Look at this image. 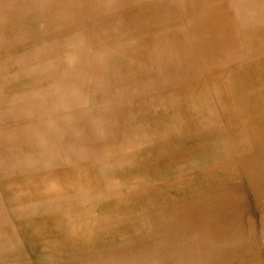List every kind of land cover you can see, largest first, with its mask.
I'll return each mask as SVG.
<instances>
[{"label":"bare ground","instance_id":"6f19581e","mask_svg":"<svg viewBox=\"0 0 264 264\" xmlns=\"http://www.w3.org/2000/svg\"><path fill=\"white\" fill-rule=\"evenodd\" d=\"M0 72V253L264 264V0H0Z\"/></svg>","mask_w":264,"mask_h":264},{"label":"rangeland","instance_id":"374dc122","mask_svg":"<svg viewBox=\"0 0 264 264\" xmlns=\"http://www.w3.org/2000/svg\"><path fill=\"white\" fill-rule=\"evenodd\" d=\"M14 1L17 0H4V3H6L7 5H11L13 4ZM13 6V5H12ZM14 7V6H13ZM111 11H113V8H110ZM98 11V10H97ZM42 27H44V24H41ZM27 60V59H26ZM25 60V62H26ZM33 61L31 59H29V62L27 64L28 68L30 69V71L25 72V76H29L32 72L31 69L33 68ZM1 73V72H0ZM39 73V72H37ZM3 74V73H1ZM71 75H68L64 78H60L59 80L53 81L51 79H47V78H43V80L40 82V87L39 88H72L70 85H68V81L72 80L70 78H68ZM69 79V80H68ZM36 79H29L27 81H22L20 82L19 79H13L10 80L9 83H14V85H17L18 88H31L32 83L35 81ZM73 81L75 82V87L74 88H100V77H98L97 73L95 72V70H91L89 72H84L82 73L81 77L79 79H73ZM57 111V110H55ZM249 190V189H248ZM253 192H250V190L248 191V200H247V208L251 211V213H253L254 219H255V226H258V233H259V228L261 229V221H262V215L264 214V208L262 207V203L260 204V202L253 196ZM258 233L256 235H258ZM27 237H24V240L22 241V249L19 250L17 248H11V250H6L4 249L1 253H0V264H11V262H15V260L17 261H23V262H27L28 264H32V262H34V264H42L39 260H37L34 255L33 250H31L29 248V246H27V244H30L29 241L26 239ZM157 238L156 234H151L149 237V241H153ZM43 248H47L48 245H41ZM24 247V248H23ZM130 246H127L125 243H121L118 244L114 249H110V251L113 250H123L126 249ZM95 249V248H93ZM83 252H78L75 253V256L73 254V252L69 251L67 248H63L60 247L59 249L55 250V255L58 258L57 263H52V264H69L67 263L68 260H70L71 258L73 259L74 257H76L77 259H80L79 263L77 262L78 260L75 259L73 260L72 264H95V258L96 257H104L107 258V251H105L104 253H99L96 252L94 250H92L90 247L89 248H85L83 249ZM122 253V252H121ZM121 253H119L118 255H120ZM10 257V258H9ZM108 258H110L108 256ZM107 258V259H108ZM9 259V260H8ZM16 264V262H15ZM45 264V263H44ZM109 264V261H108Z\"/></svg>","mask_w":264,"mask_h":264}]
</instances>
